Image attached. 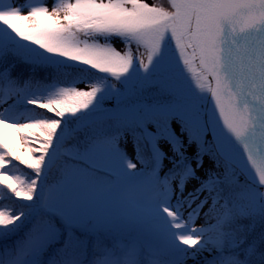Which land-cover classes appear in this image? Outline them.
Segmentation results:
<instances>
[{"label": "snow or ice", "instance_id": "6c2138e0", "mask_svg": "<svg viewBox=\"0 0 264 264\" xmlns=\"http://www.w3.org/2000/svg\"><path fill=\"white\" fill-rule=\"evenodd\" d=\"M0 264H264V0H0Z\"/></svg>", "mask_w": 264, "mask_h": 264}, {"label": "rangeland", "instance_id": "374dc122", "mask_svg": "<svg viewBox=\"0 0 264 264\" xmlns=\"http://www.w3.org/2000/svg\"><path fill=\"white\" fill-rule=\"evenodd\" d=\"M50 2V0H49ZM145 2L149 3L150 5L154 4L155 6L158 7H167L168 6V0H145ZM115 47L117 48V50H120L122 53L126 50L125 46L119 42V41H115ZM172 47L174 48L175 45L174 43L172 44ZM132 50L136 55H139L141 58H143L145 60V63H147V55L149 53V49L146 46H141L139 48V50L137 51L135 45L132 46ZM177 56L179 55V53H175ZM193 69L195 70V72H198L199 69L197 68L196 65H193ZM209 92L206 90L204 95H208ZM11 131V130H9ZM127 151L129 153L130 156H134V151L131 147V144L128 145L127 147ZM191 188V185H190Z\"/></svg>", "mask_w": 264, "mask_h": 264}, {"label": "trees", "instance_id": "16d2710c", "mask_svg": "<svg viewBox=\"0 0 264 264\" xmlns=\"http://www.w3.org/2000/svg\"><path fill=\"white\" fill-rule=\"evenodd\" d=\"M17 71H18L19 73H21L22 75H24V76H28V75H29V72H30L29 68H28L27 66H24V65L20 66V67L17 69ZM37 75H38V76H42L43 73L38 72ZM187 75L189 76V79L192 81V85H193V87L196 88L197 80H196V78H195L194 73H193V72H187ZM58 86H65V85H64V84H60V85H58ZM203 88H204V92H203L202 94H204L205 91L207 90V83H204V84H203ZM196 90H197L198 92L200 91L199 88H196ZM37 111L40 112V113H43V112H45L46 110H39V109H37ZM48 115H51V114H48ZM10 132H11V131H10ZM189 151L192 152V151H194V149H189ZM205 166L207 167V160L205 161ZM18 167H19V171H17L16 169H14L13 171H14V172H17V174H26V173H27L28 170H27V169H24L23 166H18ZM189 187H190V186H189ZM190 189H191V188H190Z\"/></svg>", "mask_w": 264, "mask_h": 264}, {"label": "water", "instance_id": "95a60500", "mask_svg": "<svg viewBox=\"0 0 264 264\" xmlns=\"http://www.w3.org/2000/svg\"><path fill=\"white\" fill-rule=\"evenodd\" d=\"M209 79H210V78H209ZM207 97H208L207 107H208L209 109H211L212 106L214 105V101H211V93H210V92H209V94L207 95Z\"/></svg>", "mask_w": 264, "mask_h": 264}]
</instances>
